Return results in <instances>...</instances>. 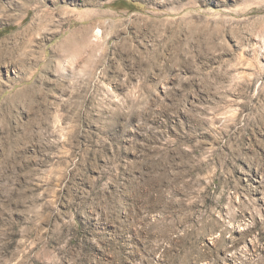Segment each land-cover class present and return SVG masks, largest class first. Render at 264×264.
<instances>
[{"label":"rangeland","instance_id":"374dc122","mask_svg":"<svg viewBox=\"0 0 264 264\" xmlns=\"http://www.w3.org/2000/svg\"><path fill=\"white\" fill-rule=\"evenodd\" d=\"M0 264H264V0H0Z\"/></svg>","mask_w":264,"mask_h":264}]
</instances>
